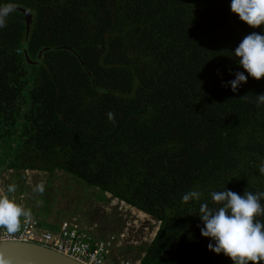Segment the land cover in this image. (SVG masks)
I'll return each instance as SVG.
<instances>
[{
  "label": "trees",
  "instance_id": "16d2710c",
  "mask_svg": "<svg viewBox=\"0 0 264 264\" xmlns=\"http://www.w3.org/2000/svg\"><path fill=\"white\" fill-rule=\"evenodd\" d=\"M5 4L32 23L27 33L15 8L0 28V177L22 192L27 171H61L154 217L140 264H233L208 249L199 210L219 207L215 191L264 192V78L222 86L244 71L235 48L264 25L240 21L231 0ZM190 190L201 197L184 203Z\"/></svg>",
  "mask_w": 264,
  "mask_h": 264
},
{
  "label": "clouds",
  "instance_id": "9594fccd",
  "mask_svg": "<svg viewBox=\"0 0 264 264\" xmlns=\"http://www.w3.org/2000/svg\"><path fill=\"white\" fill-rule=\"evenodd\" d=\"M14 9L13 4L0 6V28L6 26V19ZM230 10L251 28L264 25V0H231ZM233 53L238 65L244 71L235 72V78L222 86L230 87L231 91L236 93L242 84L247 83L249 76L257 81L264 78V35L257 32L245 35ZM256 100L258 105H264V94L256 95ZM107 115L109 120H114V113L109 112ZM259 173L264 175V163L259 166ZM16 190L15 184H9L6 189L0 191V228L6 229L9 233H15L20 229L22 218L25 224L33 218L31 209L20 206L11 197ZM32 190L43 194L45 185L40 182ZM200 197V192L190 190L182 196V201L188 203L199 200ZM262 198H264V192L254 194L245 191L243 195L227 189L212 192V202L219 207L210 208L207 203H202L199 210L203 227L199 225L198 227H200L201 236L211 241L207 246L208 249L217 255L223 253L233 264H250V262L262 264L264 262V223L256 220L257 216L264 215ZM140 249H142L141 246ZM127 260L133 264H140V260L126 258L124 261Z\"/></svg>",
  "mask_w": 264,
  "mask_h": 264
},
{
  "label": "rangeland",
  "instance_id": "374dc122",
  "mask_svg": "<svg viewBox=\"0 0 264 264\" xmlns=\"http://www.w3.org/2000/svg\"><path fill=\"white\" fill-rule=\"evenodd\" d=\"M25 187L22 192L18 189L11 197L20 206L39 210V214L49 223L59 227L60 223L67 221H79L84 226L95 232H112L107 235H115L116 240L131 246L132 250L149 243L157 231L159 221L140 212L137 208L122 203L109 193H101L98 188L87 186L84 182L74 181L69 174L61 171L52 177L42 171H29L27 173ZM54 179V180H51ZM17 178L5 172L0 177V191L7 185L16 184ZM43 182L45 191L43 194L33 192V187ZM53 186H50V184ZM52 187V188H51ZM103 196L106 198L103 199ZM33 215V216H39ZM52 229L53 228H49ZM142 250V249H140Z\"/></svg>",
  "mask_w": 264,
  "mask_h": 264
},
{
  "label": "built area",
  "instance_id": "2783aa9c",
  "mask_svg": "<svg viewBox=\"0 0 264 264\" xmlns=\"http://www.w3.org/2000/svg\"><path fill=\"white\" fill-rule=\"evenodd\" d=\"M93 237L92 243L90 239ZM6 240L37 243L69 255L85 264H110L107 256L116 242V236L96 238L92 229L88 225H82L79 221L65 220L57 229L51 230L43 228L39 217L33 216L27 224L22 218L21 227L15 233H9L6 229L0 228V241ZM123 264L133 263L127 260Z\"/></svg>",
  "mask_w": 264,
  "mask_h": 264
},
{
  "label": "water",
  "instance_id": "95a60500",
  "mask_svg": "<svg viewBox=\"0 0 264 264\" xmlns=\"http://www.w3.org/2000/svg\"><path fill=\"white\" fill-rule=\"evenodd\" d=\"M2 6V5H0ZM25 14L27 33L32 23V14L21 7H16ZM25 53L27 49L25 46ZM28 61H31L27 58ZM37 60L36 62H38ZM0 264H85L57 250L37 243L6 240L0 241Z\"/></svg>",
  "mask_w": 264,
  "mask_h": 264
},
{
  "label": "crops",
  "instance_id": "0c3cea01",
  "mask_svg": "<svg viewBox=\"0 0 264 264\" xmlns=\"http://www.w3.org/2000/svg\"><path fill=\"white\" fill-rule=\"evenodd\" d=\"M140 212H142V211H140ZM144 214L147 215L146 213H144ZM147 216H149V215H147ZM105 232L99 231V232H96V233L101 238H106L107 236H109V235H107L108 233H110V234L112 233V232H106V233ZM95 237H96V234H95ZM130 247L131 246L126 247L125 246V243H122V242L119 241V239H117L116 242H115V244H114V246H113V248H112V250H111V252H110V254H109V256H108L109 261L112 264H122L123 261L126 258H131L133 260L139 261L140 258H141V256L143 255V251L140 250V247H139V249L138 250L136 249V251L135 250H132V254L131 253L126 254L127 252L131 251V249H129Z\"/></svg>",
  "mask_w": 264,
  "mask_h": 264
}]
</instances>
